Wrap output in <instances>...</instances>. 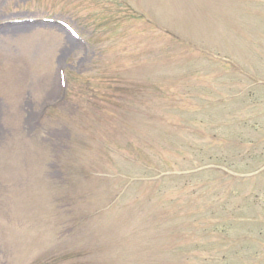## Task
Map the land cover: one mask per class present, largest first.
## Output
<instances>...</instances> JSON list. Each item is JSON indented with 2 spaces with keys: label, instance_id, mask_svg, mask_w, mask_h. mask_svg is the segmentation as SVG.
Returning <instances> with one entry per match:
<instances>
[{
  "label": "rangeland",
  "instance_id": "1",
  "mask_svg": "<svg viewBox=\"0 0 264 264\" xmlns=\"http://www.w3.org/2000/svg\"><path fill=\"white\" fill-rule=\"evenodd\" d=\"M263 82L264 0H0V264H264Z\"/></svg>",
  "mask_w": 264,
  "mask_h": 264
},
{
  "label": "bare ground",
  "instance_id": "2",
  "mask_svg": "<svg viewBox=\"0 0 264 264\" xmlns=\"http://www.w3.org/2000/svg\"><path fill=\"white\" fill-rule=\"evenodd\" d=\"M26 27V26H25ZM6 29H8V28H5V29H2V30H6ZM10 29H12V28H9L8 30H10ZM14 29H20V27L19 28H14ZM22 29V28H21ZM1 30V31H2ZM13 30V29H12Z\"/></svg>",
  "mask_w": 264,
  "mask_h": 264
}]
</instances>
